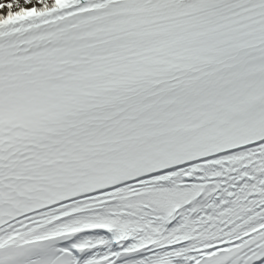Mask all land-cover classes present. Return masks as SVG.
<instances>
[{
  "label": "snow or ice",
  "instance_id": "snow-or-ice-1",
  "mask_svg": "<svg viewBox=\"0 0 264 264\" xmlns=\"http://www.w3.org/2000/svg\"><path fill=\"white\" fill-rule=\"evenodd\" d=\"M0 264H264V0H0Z\"/></svg>",
  "mask_w": 264,
  "mask_h": 264
}]
</instances>
